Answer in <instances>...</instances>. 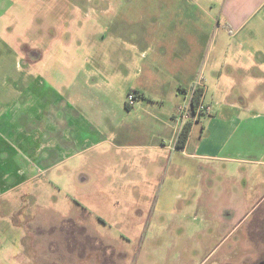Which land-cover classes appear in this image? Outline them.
I'll return each mask as SVG.
<instances>
[{
    "label": "rangeland",
    "instance_id": "obj_1",
    "mask_svg": "<svg viewBox=\"0 0 264 264\" xmlns=\"http://www.w3.org/2000/svg\"><path fill=\"white\" fill-rule=\"evenodd\" d=\"M226 1L0 0L4 123L18 115L17 126L33 129L34 151L50 153L47 160L33 153V181L17 172L0 179V264H197L231 228L229 206L255 207L213 258L234 262L263 247L255 239L253 249L230 251L264 215L261 76L250 83L239 69L225 73L227 91L208 83L213 109L231 101L260 114L219 135L222 117L195 122L186 152L222 157L175 159L172 149L156 148L174 145L186 96L175 81L181 71L255 66L259 74V58L216 31ZM209 14L214 25L192 26ZM240 50L242 58L231 57ZM138 88L155 101L136 95L130 107ZM20 137L12 149L27 153ZM207 143L211 150L200 149Z\"/></svg>",
    "mask_w": 264,
    "mask_h": 264
},
{
    "label": "crops",
    "instance_id": "obj_2",
    "mask_svg": "<svg viewBox=\"0 0 264 264\" xmlns=\"http://www.w3.org/2000/svg\"><path fill=\"white\" fill-rule=\"evenodd\" d=\"M200 6L205 7V5H202V4H200ZM205 11L207 12V10ZM216 21H217V26H216L217 32H221L222 30L225 34L229 33L231 37H235L240 44V49L244 47L247 48V50L249 51L248 52L249 58L251 57L259 58V61L264 67V0H228L225 2L224 6L219 10V18ZM214 23H215V16H213L212 14H209V17L206 22H197L196 20H194L192 26L195 27L198 31H201V30L203 31V30L208 29L210 26L214 25ZM2 41H3V37L0 34V43ZM0 48H1V45H0ZM223 50L228 51L225 53L230 55L231 52L229 50H227L226 48H223ZM243 55H244V52L240 50L238 52H234V54L231 57H233L234 59H237V58L239 59V58H242ZM235 63L241 66L239 60ZM262 66L258 68L260 70L259 74L255 72L252 73L255 66H247V68L239 67V66H236V68L229 67V72H227L228 67L210 68V70L203 69L202 71L196 74L192 71L186 72L183 70L179 73V76L175 81L179 85L180 90L186 93L185 100L183 101V103H185L188 97V92H189L191 85L198 79H201V81L206 87V98H207V94L209 90V86H208L209 82H211L214 85V88L224 86L222 88L226 89V91L232 90V87L230 86L228 87L226 85L229 79L226 81L222 77L225 73H228V74L234 73L236 69H239L237 74H239V76L242 79L244 78V80L245 78L246 80H250V83L253 81L258 82L259 81L258 77L260 76L262 77L261 80L263 81L264 80L263 78L264 70ZM0 69L2 70V65H0ZM246 74L248 75L245 77ZM227 77H230V76H227ZM252 77H256V78H252ZM230 83L234 85L235 84L234 79L230 78ZM155 88H158V85H156ZM135 95L142 96L143 98L141 99H144L145 101L147 100V98H149V100L155 99V97L153 96H148L146 92L141 88L137 89V92ZM151 101H155V100H151ZM1 105H2V99L0 98V179L1 177H4V176L6 177L9 173L13 174L14 172H17L18 175L22 178H24L25 176H28L26 178V182L33 181L34 177L29 175L30 167H34L37 164V162H35L36 157L33 155V153L36 156H39L38 157L39 159H46V160L50 158V153L44 152V150H42L39 154L38 152L34 151L33 129H30V130L25 129L26 126L24 125H20V127L17 126V120L19 119L18 115L17 116L13 114H11L10 116L6 115L9 117L6 118L5 121L7 122L4 123V117L1 111L2 109ZM133 105H134L133 103L130 104V107H132ZM216 110L218 112H216ZM221 111H224V112L221 113V115L219 116V113ZM214 112H216L218 116H213ZM244 115L246 116L252 115V118H257L260 114L251 113V108L241 109V107H236L233 102L228 101V102H225L224 106L221 107L220 109L218 108L212 109L210 114L203 116L204 117L203 121H206L205 125L212 124L214 121L217 120V118L219 120V117H222V120L219 122L223 124L220 125L219 128L215 129V131L219 135L221 133H226L228 129L233 125V123L236 124V122H240L241 118ZM174 117H176V115H174ZM175 120L177 123L175 124L176 132H174L172 135L173 139L176 136V133L178 131V125H179L177 117L175 118ZM200 120H202V118ZM194 124L191 130V133H193ZM39 129H40L39 131H41V128ZM15 134H17V136ZM19 137L25 139L23 140V142H26V145L28 146L27 153L18 152L17 150L12 149L15 146L18 147L16 143ZM190 141H191V134L186 144V147L183 150L177 148V146L174 147L172 145L166 144V140H162V143L157 145L156 148L159 150V153L163 150L172 149L173 156L175 157V159L177 157V154L184 155L186 156V158L190 160H195L198 158H203L207 160V159H211L214 157H217V158L222 157L219 155L215 156L214 154H211V153L200 154L198 152H186V149H189L191 147ZM207 144L208 146L201 147L200 149H203L206 151V149L210 148L211 150L212 149L211 147L214 146L213 144H209V143ZM262 152L264 155L263 150ZM23 154L26 155V158L22 156ZM18 157H20L21 162H18ZM225 159L226 160L224 161L235 162L234 158L232 157L230 158L226 157ZM13 164H14V167H11ZM196 164H198V162ZM207 181L209 182L208 184L210 186L213 185L215 182L214 179L211 180L210 178H208ZM228 208L230 211L227 215H224L225 216L224 223L230 224L229 226H231V228H229L226 231L223 238L220 239V241L216 244V246H214L212 250H209L207 254H205L203 257L200 258L197 264H208L212 260V255L215 253L216 248L222 247V245L232 237L231 235L233 234V232L240 229L241 226L244 225L243 221L246 220V218L248 217V215L253 209L251 208V210H249L248 208L247 210H245V209L237 208L236 206H229ZM245 240L246 239L244 238L243 233H241L240 240H236L232 244L233 249L235 246L236 248L240 247L244 243ZM228 257L229 256L225 258V255L219 256L211 264H224L228 261Z\"/></svg>",
    "mask_w": 264,
    "mask_h": 264
},
{
    "label": "built area",
    "instance_id": "obj_3",
    "mask_svg": "<svg viewBox=\"0 0 264 264\" xmlns=\"http://www.w3.org/2000/svg\"><path fill=\"white\" fill-rule=\"evenodd\" d=\"M200 89L202 90L200 101L199 103L194 104L193 96L195 92H197ZM135 96L136 95H134L133 93L129 94L130 104L133 103V99L135 98ZM212 109H213L212 104L206 101V87L201 81V79H198L191 85V88L189 89L188 92V98L185 104L181 105L178 109L179 116L177 117V119L180 126L174 138L173 146L174 147L177 146L179 134L186 123L192 122L194 124L196 121H200V119L203 116L210 114Z\"/></svg>",
    "mask_w": 264,
    "mask_h": 264
},
{
    "label": "flooded vegetation",
    "instance_id": "obj_4",
    "mask_svg": "<svg viewBox=\"0 0 264 264\" xmlns=\"http://www.w3.org/2000/svg\"><path fill=\"white\" fill-rule=\"evenodd\" d=\"M244 222V221H243ZM244 238L246 239L244 241L245 244L249 245L248 248L249 249H253V246L255 245V239H261L263 241V247H258L256 246V252L254 254V256L251 254V252L253 253V251L250 252V254H245L246 256L244 257V255L242 256V258H240L239 260H237L238 258L236 257V259L234 260V262H232L229 258V260L224 263V264H264V215H261L259 217H257V219L254 222H251L249 225L246 226V228L244 229L243 232ZM241 237V236H240ZM240 237L238 240H240ZM243 243V244H244ZM258 247V248H257ZM236 246L233 249V246L231 245L230 247V251H233L232 253H234V255L237 253L236 250ZM260 250L262 252H260ZM231 253V255H232ZM214 255H212V259ZM235 257V256H233ZM246 257H248L250 260H247ZM232 258V257H231Z\"/></svg>",
    "mask_w": 264,
    "mask_h": 264
},
{
    "label": "trees",
    "instance_id": "obj_5",
    "mask_svg": "<svg viewBox=\"0 0 264 264\" xmlns=\"http://www.w3.org/2000/svg\"><path fill=\"white\" fill-rule=\"evenodd\" d=\"M201 93H202L201 89L198 90L197 92H195V94L193 96V103L194 104L199 103L200 98H201ZM192 127H193V123L192 122H188V123H186L184 125V127L182 128V130H181V132L179 134L177 148L183 150L186 147V144H187V142H188V140L190 138Z\"/></svg>",
    "mask_w": 264,
    "mask_h": 264
}]
</instances>
